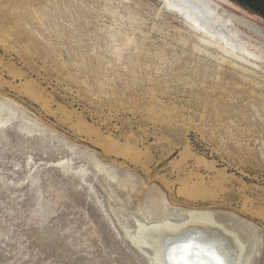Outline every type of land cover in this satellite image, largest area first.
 Segmentation results:
<instances>
[{"label": "rangeland", "instance_id": "obj_1", "mask_svg": "<svg viewBox=\"0 0 264 264\" xmlns=\"http://www.w3.org/2000/svg\"><path fill=\"white\" fill-rule=\"evenodd\" d=\"M210 1L255 65L165 0H0V264H159L129 233L196 210L264 264V12Z\"/></svg>", "mask_w": 264, "mask_h": 264}, {"label": "bare ground", "instance_id": "obj_2", "mask_svg": "<svg viewBox=\"0 0 264 264\" xmlns=\"http://www.w3.org/2000/svg\"><path fill=\"white\" fill-rule=\"evenodd\" d=\"M165 3L188 19L191 27L199 32L201 41L255 65L253 59H258L259 55L238 39L241 32L236 22L243 25L246 22L238 21L233 15L234 19L231 13L210 0H165ZM196 211L188 212L189 219L183 222L139 221L136 232L129 233L132 242L148 254L153 263L242 264L244 244L239 237L215 223L213 214Z\"/></svg>", "mask_w": 264, "mask_h": 264}, {"label": "water", "instance_id": "obj_3", "mask_svg": "<svg viewBox=\"0 0 264 264\" xmlns=\"http://www.w3.org/2000/svg\"><path fill=\"white\" fill-rule=\"evenodd\" d=\"M247 4L258 8L264 12V0H244ZM140 249V248H139ZM141 250V249H140ZM142 251V250H141ZM143 252V251H142ZM143 254H145L143 252ZM147 255V254H145ZM148 256V255H147ZM151 258V257H150Z\"/></svg>", "mask_w": 264, "mask_h": 264}]
</instances>
